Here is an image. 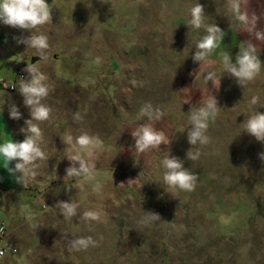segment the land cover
Here are the masks:
<instances>
[{
	"label": "rangeland",
	"instance_id": "374dc122",
	"mask_svg": "<svg viewBox=\"0 0 264 264\" xmlns=\"http://www.w3.org/2000/svg\"><path fill=\"white\" fill-rule=\"evenodd\" d=\"M46 3L52 22L36 32L49 37L51 51L37 66L53 85L42 101L53 111L48 121L35 123L48 159L37 162V175L27 186L16 182L7 165L0 169V226L8 228L0 235V264H264V161L259 159L264 144L241 126L255 112L243 107L245 93L231 98L216 91L221 110L209 120L210 142L192 146L187 138V113L207 99L204 69L192 59L207 33L188 25L190 8L203 5L206 24L230 23L226 0ZM12 32V45L20 48L15 57L0 60V81L14 83L13 90L0 86V129L8 141L22 142L21 129L31 116L16 72L38 54L18 43L28 31ZM13 104L21 113L18 120L9 116ZM146 104L163 112L155 127L170 143L137 155L131 132L147 123L139 116ZM76 112L82 122L73 119ZM82 132L103 141L94 157L95 181L65 179L72 165L62 141L66 134ZM192 147L200 153L195 161L186 155ZM165 156L178 157L198 175L194 191L169 192L161 164ZM129 179L137 180L127 185ZM97 181L102 190L93 192ZM38 191L43 198H37ZM71 199L79 203L81 215L96 210L100 220H65L53 207ZM142 210L155 211L162 220L142 224ZM89 236L97 246L68 251V240Z\"/></svg>",
	"mask_w": 264,
	"mask_h": 264
},
{
	"label": "clouds",
	"instance_id": "9594fccd",
	"mask_svg": "<svg viewBox=\"0 0 264 264\" xmlns=\"http://www.w3.org/2000/svg\"><path fill=\"white\" fill-rule=\"evenodd\" d=\"M55 0H53V3ZM226 7L232 13L231 22L239 24L242 32L250 37L241 44L243 47L235 57V62L227 52L221 53L222 66L225 73L234 78L242 87L254 81L261 73L262 63L257 53L259 43H264V27L260 26L261 15L250 7V0H226ZM52 7L46 0H0V24L12 28L26 30L30 33L27 37L18 38V43L24 44L31 49H35L40 62L28 64L24 71L28 74V79L23 77L19 80V93L23 97V105L29 110L31 119L26 120V128H22L25 138L22 142L7 141L0 144V157L7 162L6 170L15 177L18 184L27 186L29 181L36 175L39 167L38 161L48 159V154L42 147L44 143L43 133L38 123L48 121L51 118L53 109L42 101L49 95L53 85L49 82V77L37 66L41 62L49 59L50 45L49 37L46 34H37L36 30L52 22ZM188 25L195 29L204 28L206 35L196 44L193 61L200 64V69L210 63L208 57L222 42L225 33L216 24L205 23V9L200 3L190 8V19ZM99 62V58H97ZM199 69V70H200ZM220 78L216 71H207L204 75L206 85L212 82L213 88L218 91ZM136 82L133 81V84ZM188 88L181 89L187 91ZM259 97L253 96L250 103L256 105ZM186 103H188L186 101ZM218 100L212 92L207 90V99L199 108L192 107L187 113L190 128L187 131L188 143L192 146L206 145L210 142L207 135L209 120L215 121L221 108L218 107ZM11 119L18 120L21 113L13 104L9 109ZM140 117H146L147 123L136 127L132 132L137 155L146 153L151 149H160L161 145H168L169 138L163 130H158L155 123L163 117V112L159 108H153L151 104H146L139 112ZM73 119L77 122L83 121V116L76 112ZM244 131L253 136L256 141L264 144V113L253 112L241 124ZM67 145V159L71 162L66 171L65 179H79L95 181L98 171L95 170V153L103 145V141L98 136L82 132L78 136L66 134L62 141ZM87 154V158L83 155ZM187 159L195 161L199 158V150L190 148L187 152ZM259 159L264 161V152L259 154ZM16 161L15 167L10 168L9 164ZM79 165L78 167L76 165ZM165 169L163 181L169 192L194 191L197 187L198 175L184 167L183 161L175 156H165L161 162ZM138 179V178H137ZM136 179V180H137ZM136 180L129 179L128 184ZM125 185L123 182L119 186ZM102 185L97 181L92 185L93 192H100ZM59 210L60 215L67 221L79 216L85 221H99L100 214L96 210H87L79 213V203L75 199L68 202H57L54 207ZM142 224H150L161 221V216L155 211H143ZM97 246V241L89 237H78L66 242L68 251L87 250L89 247Z\"/></svg>",
	"mask_w": 264,
	"mask_h": 264
},
{
	"label": "crops",
	"instance_id": "0c3cea01",
	"mask_svg": "<svg viewBox=\"0 0 264 264\" xmlns=\"http://www.w3.org/2000/svg\"><path fill=\"white\" fill-rule=\"evenodd\" d=\"M250 7L252 10H255L257 14H262L261 15V23L260 26L264 27V0H250ZM224 20L228 19L227 15L225 14L222 16ZM221 17V18H222ZM222 20V19H221ZM229 21V19H228ZM211 24H216L218 25L221 30L225 33V36L222 40V42L219 43V46L217 49L213 52L211 56L208 57V60L210 63L206 64L203 69L204 72L203 74L207 71H216V73H219L218 78H220V96H223L225 93V96H229L231 98L236 97L235 95H239V93H245L246 99L243 101V107L247 110L246 106H251V109H255L254 111L259 110V105H262L264 109V65H262V70L259 76L252 81L249 82L248 84L244 86H240L237 81L230 77L227 73L224 72L223 66H222V56L221 53L227 52L231 55L233 62H235V57L238 54V52L241 50L243 45L241 44L243 41L246 39H249L250 37L248 36L247 33L242 32L240 26L236 22H226L225 21H220L215 23V20H211ZM222 25V26H221ZM13 28L10 26H6L3 24H0V60L3 63L4 61L8 60L13 54H15V50L19 49V46H13L12 40H13ZM17 53V52H16ZM257 53L260 56V59L262 63H264V43H259L257 46ZM14 57L16 56L13 55ZM21 57V56H20ZM17 59V62L19 63L20 60ZM196 74H200V72H196ZM197 76V75H196ZM194 75V78H197ZM204 95L207 97V90L211 91L213 95H217L216 90L213 88L212 82L209 81L208 84H204ZM253 96L259 97V101L256 105H252L250 103L251 99ZM226 102V100H224ZM242 104V102H241ZM240 104V106H242ZM1 105V104H0ZM256 106V107H255ZM255 107V108H253ZM257 109V110H256ZM264 112V111H263ZM4 113V112H3ZM3 133V134H1ZM13 138H17L14 136ZM7 138L4 135V132L0 129V144L7 142ZM16 161H12L9 165H13ZM7 165V162L4 160L3 157H0V169ZM6 194H10V192L5 191ZM1 198L4 196V190H0ZM45 193H42L41 191L37 192L38 197L37 198H43ZM6 197H4L5 200ZM34 201V199L32 200ZM35 202V201H34ZM33 205V204H32ZM36 205V204H35ZM12 224H14V221H12ZM6 228V227H5ZM8 229V228H6ZM15 248V247H13ZM18 251H16L15 254H17Z\"/></svg>",
	"mask_w": 264,
	"mask_h": 264
},
{
	"label": "built area",
	"instance_id": "2783aa9c",
	"mask_svg": "<svg viewBox=\"0 0 264 264\" xmlns=\"http://www.w3.org/2000/svg\"><path fill=\"white\" fill-rule=\"evenodd\" d=\"M25 67H19L17 68V72H16V78L20 80V78H24L26 79L27 77V73L24 71ZM0 86L5 89V90H13L14 89V83H4L2 81H0ZM5 233V227L2 225L0 226V235ZM13 252H15V249H13ZM4 254V250H0V257H2Z\"/></svg>",
	"mask_w": 264,
	"mask_h": 264
},
{
	"label": "water",
	"instance_id": "95a60500",
	"mask_svg": "<svg viewBox=\"0 0 264 264\" xmlns=\"http://www.w3.org/2000/svg\"><path fill=\"white\" fill-rule=\"evenodd\" d=\"M38 60V57H32L30 63L34 64Z\"/></svg>",
	"mask_w": 264,
	"mask_h": 264
}]
</instances>
